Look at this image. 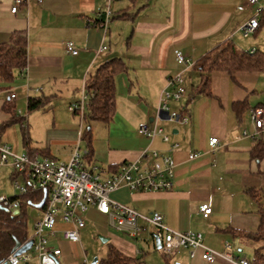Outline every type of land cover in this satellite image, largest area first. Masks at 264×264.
<instances>
[{
    "label": "crops",
    "instance_id": "1",
    "mask_svg": "<svg viewBox=\"0 0 264 264\" xmlns=\"http://www.w3.org/2000/svg\"><path fill=\"white\" fill-rule=\"evenodd\" d=\"M12 1L0 0V43L13 32L25 34L26 71L23 76L17 71L14 83L0 89V128L12 118L16 120L0 131V142L16 153L30 150L61 163L69 160L76 146L85 151L80 140L85 124L69 106L79 100L88 76L108 59L119 58L126 71L114 78L112 120L90 124V165L109 176L121 164L136 160L141 151L153 149L171 156L175 167L168 191L131 193L121 188L109 198L144 215L157 212L173 230L201 233L203 243L212 250L221 252L224 243H229L227 252L233 258L252 261L256 252L264 257V242L244 236L254 233L259 223L256 203L247 190L259 191V201L264 205V149L250 138L241 137L243 130L251 131L249 110L264 108L257 94L264 73L242 71L230 78L225 72H212L210 96L197 94L189 98L200 80L193 64L218 45L231 42L239 51L264 53V24L247 37L238 31L253 16L256 6L248 5L247 0H112L108 30L103 35L98 25L106 0H43L40 4L27 0L15 14L10 11ZM258 3L264 5V0ZM122 13L133 17L121 18ZM67 41L75 44L77 55L66 52ZM101 45L107 47L106 51L96 54ZM175 50L191 66L182 74L186 73L188 79L184 78L185 95L167 107L170 112L188 117L184 125L168 121L166 114L159 115L167 79L183 70L176 63ZM11 94L15 99L10 98ZM28 97H49V109L28 114ZM140 123H156L169 142L164 143L160 136L152 141L140 136ZM211 137L219 140L214 151L208 146ZM171 143H178V148L171 149ZM191 153L198 156L190 160ZM14 176L9 165L0 166V196H4L3 187ZM203 203L211 208L207 218L199 212ZM35 204L28 207L36 208ZM36 209L42 216L44 205ZM17 211L21 213L19 208ZM87 219L108 226L103 230L105 236L100 237L107 239L106 249L93 256L95 264L105 259L109 247L131 259L130 264H232L220 257L205 261L199 250L190 257L186 249L166 260L156 249L153 232H148L144 221H138L141 231L130 238L111 228L107 217L93 207L84 214V227ZM67 227L58 221L48 237L49 247L60 250L58 264L90 262V249L84 248L81 237L78 243L62 237L61 231ZM31 235L27 234V239ZM23 264L38 261L33 258Z\"/></svg>",
    "mask_w": 264,
    "mask_h": 264
},
{
    "label": "built area",
    "instance_id": "2",
    "mask_svg": "<svg viewBox=\"0 0 264 264\" xmlns=\"http://www.w3.org/2000/svg\"><path fill=\"white\" fill-rule=\"evenodd\" d=\"M32 1L40 4L43 0ZM106 1V10L100 16L98 25L103 35L108 30L111 18L109 4L112 0ZM26 3L27 0H13L11 13L15 14L18 7ZM247 4L256 7L253 16L238 28L243 37L255 33L259 27V14L264 9V6L259 5L258 0H247ZM239 9L241 10L242 7ZM106 49V46L101 45L96 54H101ZM65 50L73 56L78 53L72 41L65 42ZM249 52L253 53L254 50ZM174 56L176 63L182 66L183 70L167 79L166 89L162 91L160 99L159 112H165L168 121L184 125L188 122V117L179 112L168 111L167 104L178 102L185 95L186 89L182 74L191 64L178 50L174 51ZM25 71L26 66L21 69L20 76H23ZM10 98L15 99V95L11 94ZM86 100L87 94L83 88L79 100L70 105L69 110L77 112L82 117ZM249 121L251 131L243 130L241 137L250 138L264 147V108L261 106L251 108ZM137 132L150 141L156 136H160L164 143L169 142V137L156 123H140ZM218 143L219 140L216 137H211L208 140V146L213 151L216 150ZM178 146V143L170 144L171 149H176ZM85 153L76 146L69 160L66 163H61L52 158L40 156L36 152L16 153L9 145L0 142V166L9 165L14 169L15 176L12 178V184L18 195L37 191H42L43 195L44 192L46 193L44 212L40 218L33 221L31 237L21 244L24 245L31 239V248L19 255H15V251H11L0 264H23L33 258L38 261V264H58L57 258L60 255V250L49 247L48 237L53 235L55 226L60 221L68 225L61 231L62 237L71 243H78L80 241L79 231L84 227V214L90 207L105 215L111 228L130 238H135L141 231L138 221H144L159 239V250L166 256L170 257L181 249H186L190 257H193L199 250L201 259L208 262L220 257L232 264H251L244 258H233L227 252L230 249L229 243H224V250L221 252L212 250L203 243L201 233L173 230L164 223L161 214L152 212L144 215L109 198L110 193L121 188H126L131 193L170 190L175 167L171 156L157 150L145 149L139 153L136 160L121 164L116 172L105 176L104 171L98 170L96 167L85 168L82 166V157ZM197 156L198 153H191L188 158L191 160ZM0 206L7 209L12 216H22L17 211L19 204L16 200L0 196ZM199 212L202 217L207 218L211 213L209 204H201ZM82 264L89 263L83 261Z\"/></svg>",
    "mask_w": 264,
    "mask_h": 264
},
{
    "label": "trees",
    "instance_id": "3",
    "mask_svg": "<svg viewBox=\"0 0 264 264\" xmlns=\"http://www.w3.org/2000/svg\"><path fill=\"white\" fill-rule=\"evenodd\" d=\"M119 17L129 19L133 17V14L122 13ZM258 20L259 26L261 23L264 24V9L260 12ZM25 64V34L23 32H13L6 42L0 43V89L9 88L16 79L17 71L20 72ZM193 69L200 74V80L189 98H193L197 94L210 96L209 84L212 72H225L230 78H233L235 73L242 71L264 73V53L260 51H254L253 53L242 52L237 50L231 42H224L199 58L193 64ZM125 71L126 66L121 59L110 58L101 64L84 82L87 100L82 116L85 128L82 130L80 140L84 143L86 152L81 162L85 168L92 167L89 163L93 151L90 124L92 122L107 124L112 120L115 112L114 78L117 74ZM50 104L51 99L49 97H28L26 112L29 114L37 110H47ZM5 110L9 111L10 108L5 107ZM74 113L77 114V112ZM15 121L12 118L8 123L3 124L0 131ZM22 133L24 140H26V131L23 130ZM257 146L264 149L261 144H257ZM28 152L31 151L28 150ZM247 193L256 203L259 223L254 233H245L244 236L254 241L264 242V205L259 201V191L248 189ZM42 198V191L10 198L18 202L19 210L22 214L21 217L12 216L9 211H5L0 206V262L11 253L15 242L23 244L26 241L27 224L25 210L33 203L40 202ZM162 255L166 260L169 258V256ZM131 262H133L131 259L109 247L105 259H102L98 264H130ZM250 263L264 264V257L259 252H256L255 258Z\"/></svg>",
    "mask_w": 264,
    "mask_h": 264
},
{
    "label": "rangeland",
    "instance_id": "4",
    "mask_svg": "<svg viewBox=\"0 0 264 264\" xmlns=\"http://www.w3.org/2000/svg\"><path fill=\"white\" fill-rule=\"evenodd\" d=\"M262 6H264V5H262ZM183 77L185 78V80L187 79L186 73L184 74ZM15 78H17V76ZM257 92H258L257 94L259 96L258 99L264 101V74H262L261 79L259 80V83L257 86ZM54 109H55V106H54ZM58 109H60V108L58 107ZM47 117L50 118V116H47ZM99 125H100L99 127H101V129H102L103 125L102 124H99ZM33 132H34V130H33ZM33 134H34V136L37 135V133H35V132ZM11 171L14 172V174H15V171L12 167H11ZM19 181L20 182L22 181L21 178H19ZM2 195L6 196V197L18 196V192L13 187L12 179H11V181L8 180V182L3 187ZM39 212H40V209H36L34 207H28L27 208L26 224H27V234L28 235L32 234V221H33V219L38 218V216H41V215H39ZM144 226H147V225H144ZM147 228H148V232L153 231L150 227H147ZM106 229L108 230V226L105 224V222L97 220V219H87V220H85V227L82 229L83 232L79 231L80 232L79 236L82 238L84 248L87 250L90 249V251H88L89 258H90V260H89L90 262H88L89 264L92 262V260L94 258L93 256H99L101 254L100 252H102L103 250L106 249V243H103L100 239V237L105 236L103 230H106ZM82 235H83V237H82ZM95 252H97L96 255H94ZM157 252L159 254H161L160 251L157 250Z\"/></svg>",
    "mask_w": 264,
    "mask_h": 264
},
{
    "label": "water",
    "instance_id": "5",
    "mask_svg": "<svg viewBox=\"0 0 264 264\" xmlns=\"http://www.w3.org/2000/svg\"><path fill=\"white\" fill-rule=\"evenodd\" d=\"M163 114H166L165 112H159V115H163ZM45 199H46V193L44 192V195H43V198H42V200L39 202V203H37V204H35L34 206L36 207V208H41L43 205H44V203H45ZM4 210L5 211H8L7 209H5L4 208ZM152 236H153V239H154V242H155V245H156V249H160V241H159V239L156 237V235L155 234H152ZM101 239V241L104 243V242H106L107 241V239L106 238H100ZM31 245H32V240L30 239V240H28L24 245H21V243H19V242H15V245H14V247H13V249H12V252L13 251H15V255H19V254H21V253H24V252H26V251H28L30 248H31ZM96 263V259H94L92 262H91V264H95Z\"/></svg>",
    "mask_w": 264,
    "mask_h": 264
}]
</instances>
